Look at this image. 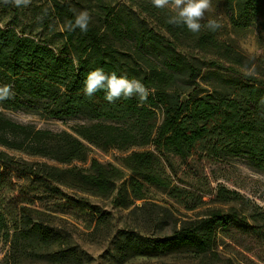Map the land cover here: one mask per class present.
<instances>
[{
  "label": "trees",
  "instance_id": "16d2710c",
  "mask_svg": "<svg viewBox=\"0 0 264 264\" xmlns=\"http://www.w3.org/2000/svg\"><path fill=\"white\" fill-rule=\"evenodd\" d=\"M220 1L233 26L255 27L258 43L264 49V0ZM51 4L53 17L63 25L74 20L77 13L71 4L58 0H52ZM141 11L154 19L169 38L154 33L141 22L133 38L136 49L141 52L139 63L131 60L129 54L115 55L116 51L105 43L108 34L119 39L122 32L112 12L107 16L110 19L101 25L90 22L86 33L79 29L63 31L64 45L70 53L54 52L23 31L0 27V87L10 85L14 93L11 99L0 102L2 110L37 105L47 117L61 120L83 116L95 121L72 129V133H52L15 122L0 112V183L4 170L11 169L33 178L35 183L56 184L95 196L108 195L124 175L114 165L92 159L86 169L61 168L45 161L15 160L10 154L23 153L66 164L86 161L91 146L102 151L140 149L118 160L131 174L129 189L135 200L144 199L146 185L168 190L170 194L177 190L156 168L158 157L175 173L171 156L184 164L196 152L214 159L242 155L251 167L264 172V58L260 57L254 64L220 42L215 32L205 27L192 34L186 27L168 24L170 10L153 7L151 0L143 4ZM180 41L193 42L195 48L216 58L211 62L214 70L210 75L221 83L219 89L196 91L192 99L181 101V95L173 88L176 76L182 74L188 83L197 86L196 79L203 77L202 65L198 66L196 60H188L176 50L175 42ZM143 53L150 54L151 58ZM72 55L78 64L72 63ZM97 68L105 73L116 72L118 77L138 79L151 94L143 104L135 97L108 103L102 90L86 98L82 92L85 75ZM241 70L248 73L238 78L222 75V72L235 74ZM52 189L58 192L56 187ZM237 198L235 192L219 188L215 201L224 204ZM30 210L20 208L23 216ZM259 217V214L247 217L233 208L226 211L214 208L195 219L182 220L180 227L168 236L149 238L131 233L124 244L135 255L190 253L209 258L208 264H233L219 257L215 248L216 229L238 225L258 232L263 229V225L256 224ZM4 218L0 209V230L6 228ZM41 226L38 222L32 223V229L46 235L48 229Z\"/></svg>",
  "mask_w": 264,
  "mask_h": 264
},
{
  "label": "rangeland",
  "instance_id": "374dc122",
  "mask_svg": "<svg viewBox=\"0 0 264 264\" xmlns=\"http://www.w3.org/2000/svg\"><path fill=\"white\" fill-rule=\"evenodd\" d=\"M51 1L31 0L28 7L16 8L4 5L0 0V25L23 31L35 40L53 46L55 52L68 53L61 35L63 31L60 30L63 23L53 17ZM58 1L71 4L77 14L88 11L90 22L97 25L110 19L107 18L109 12L116 15L115 24L122 29L120 38L115 39L108 34L105 43L116 51L115 55L129 54L131 60L137 63L140 62L141 52L136 49L133 38L141 22L154 33L169 38L154 19L141 11L148 0ZM211 5L201 23L216 20L221 25L215 31L216 38L254 64L260 57L264 58V49L258 43L255 27L233 26L220 0H211ZM175 45L176 50L188 60H196L198 66L202 65L203 78L196 79L198 86L188 83L182 74L176 76L173 88L181 95V101L192 99L196 91L211 92L221 87L217 78L210 75L214 70L210 67L211 62L216 61L212 54L200 51L190 41L175 42ZM142 55L151 58L148 53ZM242 73L248 72H222V75L225 78H238ZM0 112L15 122L52 133H72L74 128L95 122L83 116L61 120L47 117L37 105L14 111L0 108ZM131 151H102L91 146L86 161L66 164L10 152L15 160L45 161L61 168L86 169L95 159L120 168L124 175L116 181L111 193L95 196L56 184L35 183L26 174L5 169L0 183V209L6 223V228L0 230V264H208L209 258L190 253L135 255L128 250L124 241L131 233L149 238L168 236L180 227L182 220L195 219L214 208L225 211L233 208L247 217L251 214L261 216L256 224L263 225V229L258 232L238 225L224 230L216 229L215 248L220 259H229L233 264H264V172L251 167L242 155L214 159L196 152L184 164L178 157L171 156L175 173L158 157L156 168L170 179L177 190L170 194L168 190L146 185L144 199L135 200L129 189L131 174L118 162ZM52 187H56L58 192ZM219 188L235 192L239 198L224 204L217 203L215 196ZM21 207L31 210L23 216ZM35 222L48 229L46 235L32 229ZM248 222L252 223L250 220Z\"/></svg>",
  "mask_w": 264,
  "mask_h": 264
},
{
  "label": "clouds",
  "instance_id": "9594fccd",
  "mask_svg": "<svg viewBox=\"0 0 264 264\" xmlns=\"http://www.w3.org/2000/svg\"><path fill=\"white\" fill-rule=\"evenodd\" d=\"M4 5H12L13 7H28L31 0H2ZM152 6L157 9H169L172 15L169 16L167 23L177 27H186L192 34H197L202 27L209 31L215 32L221 25L214 19H209L205 25L201 21L205 19V13L208 12L212 5L211 0H151ZM91 17L88 11H80L74 16V20H68L61 26V31L74 32L77 29L81 33L89 30ZM3 27V25H0ZM52 50L55 52L53 46ZM72 63L78 64L73 57ZM84 87L82 92L86 98H92L98 91H104V99L108 103H114L120 99L137 98L140 104L147 101L151 94L148 89L138 79H128L126 77H118L116 72L105 73L103 69L97 68L88 72L84 78ZM14 93L10 85L0 87V102L11 99Z\"/></svg>",
  "mask_w": 264,
  "mask_h": 264
}]
</instances>
